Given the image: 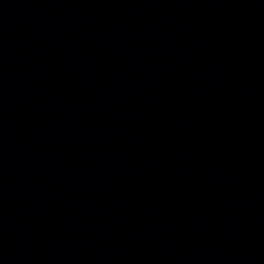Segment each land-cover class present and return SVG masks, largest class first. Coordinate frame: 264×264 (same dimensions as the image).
Segmentation results:
<instances>
[{"label":"water","instance_id":"1","mask_svg":"<svg viewBox=\"0 0 264 264\" xmlns=\"http://www.w3.org/2000/svg\"><path fill=\"white\" fill-rule=\"evenodd\" d=\"M0 264H264V0H0Z\"/></svg>","mask_w":264,"mask_h":264}]
</instances>
